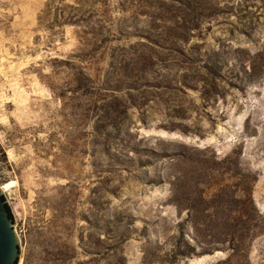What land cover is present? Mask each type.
<instances>
[{
  "label": "rangeland",
  "instance_id": "rangeland-1",
  "mask_svg": "<svg viewBox=\"0 0 264 264\" xmlns=\"http://www.w3.org/2000/svg\"><path fill=\"white\" fill-rule=\"evenodd\" d=\"M46 2L0 0L17 264H264V0Z\"/></svg>",
  "mask_w": 264,
  "mask_h": 264
},
{
  "label": "trees",
  "instance_id": "trees-1",
  "mask_svg": "<svg viewBox=\"0 0 264 264\" xmlns=\"http://www.w3.org/2000/svg\"><path fill=\"white\" fill-rule=\"evenodd\" d=\"M65 1L66 0H47L46 5H45V11H44V13H42V14H44L43 18L48 16V13H49L51 8L61 7L60 11L62 14H58L54 17V19L52 20V23L50 24L51 27L54 28L55 26L61 27V26H66V25L75 27V26H79V25H82L85 23L86 24V27L84 26V30H85L89 26L87 17L91 14V12H88V11L82 12V9L86 6L87 0H76L77 3H76L75 7L65 6L63 4ZM64 9H70L72 12L64 13L63 12ZM41 19L42 18L40 17V21H41ZM84 46H85V43H84ZM86 46H87V44H86ZM2 200H3V198H2ZM5 208L8 212L9 218L13 222V219H12V216H11V213H10V210H9V207L7 206V204H5ZM15 264H17V262Z\"/></svg>",
  "mask_w": 264,
  "mask_h": 264
},
{
  "label": "water",
  "instance_id": "water-1",
  "mask_svg": "<svg viewBox=\"0 0 264 264\" xmlns=\"http://www.w3.org/2000/svg\"><path fill=\"white\" fill-rule=\"evenodd\" d=\"M2 196L3 192L0 188V264H15L18 258L19 241Z\"/></svg>",
  "mask_w": 264,
  "mask_h": 264
}]
</instances>
